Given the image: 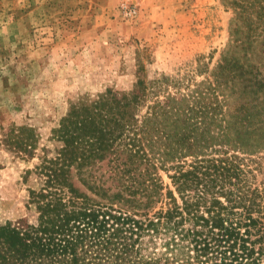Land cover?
Segmentation results:
<instances>
[{"label":"trees","instance_id":"16d2710c","mask_svg":"<svg viewBox=\"0 0 264 264\" xmlns=\"http://www.w3.org/2000/svg\"><path fill=\"white\" fill-rule=\"evenodd\" d=\"M221 1L213 66L70 106L24 172L28 214L0 223V264H264V0Z\"/></svg>","mask_w":264,"mask_h":264},{"label":"rangeland","instance_id":"374dc122","mask_svg":"<svg viewBox=\"0 0 264 264\" xmlns=\"http://www.w3.org/2000/svg\"><path fill=\"white\" fill-rule=\"evenodd\" d=\"M232 15L221 0H0V223L28 214L24 172L58 144L73 103L141 75L189 76L200 56L213 66ZM17 135L34 136V156L14 148ZM255 158L262 185L264 152Z\"/></svg>","mask_w":264,"mask_h":264}]
</instances>
